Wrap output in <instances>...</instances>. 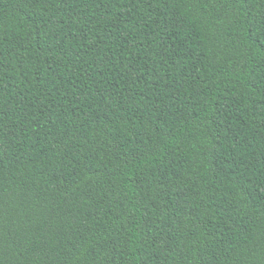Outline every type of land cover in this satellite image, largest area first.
Segmentation results:
<instances>
[{"label": "trees", "instance_id": "1", "mask_svg": "<svg viewBox=\"0 0 264 264\" xmlns=\"http://www.w3.org/2000/svg\"><path fill=\"white\" fill-rule=\"evenodd\" d=\"M0 264H264V0H0Z\"/></svg>", "mask_w": 264, "mask_h": 264}]
</instances>
